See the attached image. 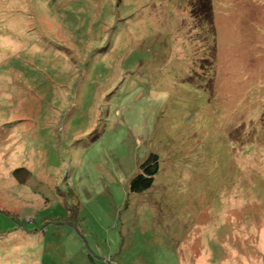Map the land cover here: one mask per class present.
<instances>
[{"label": "rangeland", "instance_id": "374dc122", "mask_svg": "<svg viewBox=\"0 0 264 264\" xmlns=\"http://www.w3.org/2000/svg\"><path fill=\"white\" fill-rule=\"evenodd\" d=\"M211 2L0 0V264H264V0Z\"/></svg>", "mask_w": 264, "mask_h": 264}, {"label": "trees", "instance_id": "16d2710c", "mask_svg": "<svg viewBox=\"0 0 264 264\" xmlns=\"http://www.w3.org/2000/svg\"><path fill=\"white\" fill-rule=\"evenodd\" d=\"M194 9L195 19L202 21V25L209 24L213 28L212 20V2L211 0H196ZM198 9V10H197ZM203 14H207L204 16ZM204 23V24H203ZM160 170L159 156L151 153L147 159L141 163L140 170L136 173L129 183L132 192H142L152 187L155 177ZM62 219L64 216L61 217Z\"/></svg>", "mask_w": 264, "mask_h": 264}]
</instances>
